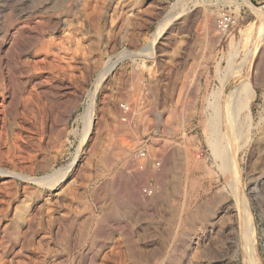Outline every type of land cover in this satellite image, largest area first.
I'll return each instance as SVG.
<instances>
[{"label":"rangeland","instance_id":"rangeland-1","mask_svg":"<svg viewBox=\"0 0 264 264\" xmlns=\"http://www.w3.org/2000/svg\"><path fill=\"white\" fill-rule=\"evenodd\" d=\"M0 264H264V1L0 0Z\"/></svg>","mask_w":264,"mask_h":264},{"label":"crops","instance_id":"crops-1","mask_svg":"<svg viewBox=\"0 0 264 264\" xmlns=\"http://www.w3.org/2000/svg\"><path fill=\"white\" fill-rule=\"evenodd\" d=\"M263 1L255 0V3ZM177 27L180 28L179 39L174 40L170 49L158 51V65L172 67L173 73L176 68H187L188 76L197 74L205 78L209 73V29L200 28L198 20H185L179 22ZM164 53L170 55L164 56Z\"/></svg>","mask_w":264,"mask_h":264},{"label":"built area","instance_id":"built-area-1","mask_svg":"<svg viewBox=\"0 0 264 264\" xmlns=\"http://www.w3.org/2000/svg\"><path fill=\"white\" fill-rule=\"evenodd\" d=\"M247 3L250 5H254L255 0H246ZM237 23V18L235 17L234 13L231 11H222L216 18L215 27L217 31L224 33L229 31L233 26ZM120 108L122 109L123 113H126L129 110V107L126 104H120ZM122 119H125L122 117ZM139 158L145 157L146 153L145 150H140L137 154ZM154 165L158 166L159 162H155ZM155 191L154 186H148L143 188V193L147 196H151Z\"/></svg>","mask_w":264,"mask_h":264},{"label":"bare ground","instance_id":"bare-ground-1","mask_svg":"<svg viewBox=\"0 0 264 264\" xmlns=\"http://www.w3.org/2000/svg\"><path fill=\"white\" fill-rule=\"evenodd\" d=\"M161 30H162V29H161ZM161 30L158 31V34L161 32ZM238 88H239V87H238ZM250 88H251V87L248 86V85H247V87L244 88L243 91L245 92V96H248V95H249V93H250ZM229 93H230V92H229ZM234 93H235V92H234ZM227 99H228V98H227ZM234 99H235V97H234ZM238 99H239V98H238ZM234 101H235V100H234ZM234 101H233V103H234ZM228 102H229V101H228ZM230 102H231V101H230ZM237 103H238V101H237ZM237 103H236V104H237ZM238 104H239V103H238ZM228 112H229V111H228ZM228 112H227V113H228ZM229 116H230V115H229ZM227 117H228V116H227ZM230 117H231V116H230ZM232 117H233V116H232ZM229 121H230V120H229ZM245 221H246V220H245ZM244 224H245V223H244ZM247 241H248V240H247ZM247 241H246V242H247ZM247 244H248V243H247ZM244 247H245V246H244ZM244 249H245V248H244ZM251 250H252V249H251ZM247 251H248V247H247ZM249 255H250V254H249ZM249 257H250V256H249Z\"/></svg>","mask_w":264,"mask_h":264}]
</instances>
